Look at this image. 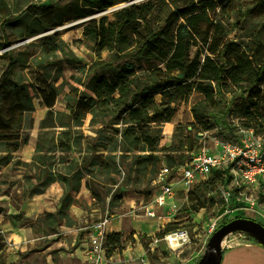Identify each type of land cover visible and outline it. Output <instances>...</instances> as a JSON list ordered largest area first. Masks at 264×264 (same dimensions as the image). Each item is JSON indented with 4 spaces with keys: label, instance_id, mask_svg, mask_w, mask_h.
Listing matches in <instances>:
<instances>
[{
    "label": "rangeland",
    "instance_id": "1",
    "mask_svg": "<svg viewBox=\"0 0 264 264\" xmlns=\"http://www.w3.org/2000/svg\"><path fill=\"white\" fill-rule=\"evenodd\" d=\"M219 1L224 45L236 43L254 68L264 65V0ZM148 2L161 6L163 0H129L83 16L85 0H0V264H90L87 227L106 215L122 219L125 230L121 240L106 241L107 264L114 251L137 247V241L147 250L158 226L160 238L187 231L190 242L177 255L183 264H199L225 223L240 215L264 224L263 195L246 189L258 207L236 210V197L245 196L235 191L227 199L233 184L223 169L186 189L178 182L167 206L155 204L164 166L178 179L179 163L205 149L217 152L242 130L264 140V83L254 85L255 76L247 74L240 84L227 77L212 106L202 105L204 94L194 91L174 104L171 121L131 120L124 103H133L151 83L149 73L136 75L139 82L124 102L113 101L119 93L102 88L100 79L102 63L115 54L98 45L94 29L100 19L109 23L115 12ZM153 10L149 26L157 27L159 10ZM132 29L125 32L132 35ZM155 99L160 103L162 93ZM73 205L80 214L70 213ZM149 208L156 218L148 217ZM249 241L262 242L254 231H231L223 250ZM81 244L83 258L72 257ZM158 249L145 257L167 264L156 256Z\"/></svg>",
    "mask_w": 264,
    "mask_h": 264
},
{
    "label": "trees",
    "instance_id": "2",
    "mask_svg": "<svg viewBox=\"0 0 264 264\" xmlns=\"http://www.w3.org/2000/svg\"><path fill=\"white\" fill-rule=\"evenodd\" d=\"M121 1L127 0H85L79 13L82 16L88 15ZM196 4L195 0H171L165 2L164 6L153 5L152 2L133 5L118 12L115 21L108 23L104 17L95 26V33L100 34L98 45L110 48L115 54L112 61L102 63L104 75L100 79L102 88L119 93L120 96L113 97V101L124 102L125 93L130 89L132 91V85L139 82L136 75L149 73L147 76L151 83L145 85L142 93L134 94L133 103H124L123 108L125 112L128 111L131 120L145 117L151 121H171L174 104L186 100L194 87L204 91L207 96L202 105L212 106L216 101L217 86L223 84L227 77L240 84L247 74L250 78L255 76L254 85L264 83V65L254 68L244 51L232 47L234 42L223 43L220 47L217 37L214 43L217 49L211 51L215 57H206L202 73L197 76L201 63L197 56L192 55L191 46L198 39L205 40L210 36L209 27L206 29L202 25V22L209 21L210 15L207 12L203 16L195 14ZM154 8L159 10V19L155 22L157 27L149 26L148 15L156 14ZM182 18L186 22L181 21ZM141 21L147 24L144 25ZM128 28H133V36L129 31L125 32ZM216 35L217 32L214 33ZM243 62L248 66L243 65ZM246 67L250 69L249 73L245 71ZM105 71L112 79H107L108 73ZM192 78L214 80L216 84L190 81ZM147 92L150 93L149 96L145 95ZM157 92L162 93L160 103L155 99ZM153 108L156 111L152 116ZM157 108L161 110L158 111ZM195 117H198L197 112ZM238 217L240 215L236 218ZM115 236V233L109 234L107 241H112Z\"/></svg>",
    "mask_w": 264,
    "mask_h": 264
},
{
    "label": "built area",
    "instance_id": "3",
    "mask_svg": "<svg viewBox=\"0 0 264 264\" xmlns=\"http://www.w3.org/2000/svg\"><path fill=\"white\" fill-rule=\"evenodd\" d=\"M177 178L173 168L164 166L161 170L160 190L155 198L158 206L167 205V202L176 192V183H181L188 188L198 180L207 177L217 169H223L232 179V189L227 193V199L234 197V192L239 191L242 197H236L238 208L243 212L256 211L257 198L246 194V189H258L264 197V140L242 130L240 138L236 142L222 144L217 152L203 150L193 154L190 160L176 167ZM174 178V179H173ZM235 210V211H236ZM147 215L156 217L155 209H149ZM111 216H105L93 221L89 226L90 248L88 260L90 264H107L106 256L107 237L113 233L109 231ZM216 225H213L215 229ZM213 232V231H212ZM166 239L171 245L190 242L187 231H177L167 234Z\"/></svg>",
    "mask_w": 264,
    "mask_h": 264
},
{
    "label": "crops",
    "instance_id": "4",
    "mask_svg": "<svg viewBox=\"0 0 264 264\" xmlns=\"http://www.w3.org/2000/svg\"><path fill=\"white\" fill-rule=\"evenodd\" d=\"M218 150H216V151H218ZM181 164H184V163H181ZM183 189H186V188H183ZM159 190H160V188H159ZM159 190H158V192H159ZM157 194H156V196H157ZM156 196H155V198H156ZM167 205H168V202H167ZM167 205H164V206H167ZM74 206L75 205H73L72 208H70V213H72V214H73V212H75V213L79 212L77 209H75ZM159 207H162V206H159ZM149 209H151V208H149ZM153 209H155V208H153ZM155 211H156V209H155ZM156 213H157V211H156ZM79 214H80V212H79ZM114 216L115 215H111V223L109 225V231L115 233L116 234L115 237L118 240H121V235H122L121 232L125 231L124 230V223L122 222V219H120V218L116 219V217H114ZM148 217H150V216H148ZM156 217H150V218H156ZM89 226H90V224H89ZM89 226L87 228H89ZM134 228H136V230H137L134 233V235L136 237H138L137 234H140V232L138 230L139 226L136 224V222H134ZM159 230H160V226H158L157 230L154 231L153 233H149L150 236L154 235V238L150 241L149 247L147 250H145L143 248L141 242L137 241V243H136L137 247L127 246V248L122 247V249H119L118 252L114 251L110 255V259L112 261L114 260L112 262V264H122L123 262H125L127 264H151L147 260V258L145 257V254L150 252V248H151L152 252H154L155 250H157L160 247V245L162 247L161 251H159V249H158L156 256H158V258L161 259V262H163V263L167 262V264H183L182 257H179L177 255V251H180L179 246L181 244L174 243V245H171L169 243V241L166 239V236L168 233H165L164 236L162 238H160L157 235V232H159ZM162 240L168 241V243L162 245V243H164ZM82 241L83 240H80V242H82ZM116 245H118V244H116ZM168 251L174 252V255H172L168 258L169 261H167L168 259L165 256V253H167ZM82 252L84 253V251L82 250V244H81V247L76 248L75 250H71L69 254H71L72 257L77 256V257L83 258ZM87 259H88V256H87ZM221 264H264V243L260 242V241L259 242L249 241V242H243V243H239V244H236L233 246H229V247L225 248V250H224V254H223Z\"/></svg>",
    "mask_w": 264,
    "mask_h": 264
},
{
    "label": "flooded vegetation",
    "instance_id": "5",
    "mask_svg": "<svg viewBox=\"0 0 264 264\" xmlns=\"http://www.w3.org/2000/svg\"><path fill=\"white\" fill-rule=\"evenodd\" d=\"M127 1H129V0H127ZM170 1L171 0H163V3L161 4V6H164L165 2H170ZM122 2H126V1L118 2V3H116V4H114V5L110 6V7H113V6H115V5L119 4V3H122ZM195 2L197 3L196 4L197 7L195 8V14H200V15L203 16L204 13L207 12L210 15L209 16L210 19H208L209 21L202 22V25H203L204 28L208 29V27H209V35L210 36L205 38V40L198 39L196 41V44L191 46L192 55L197 56L199 58V60H200V63H201V65L199 67V70L197 72V76H200L201 73H202V70H203V64H204V62L206 60V57L207 56L215 57V54L211 52V51H214V50L217 49V46L214 45L215 38L217 37V43L221 45L220 47H222V44H223V42L225 40H223V37H219V33L221 32V26H222L221 25L222 24L221 20H220V18L215 19L217 17L216 10L218 8V3L220 1L219 0H195ZM110 7L104 8L101 11L107 10ZM125 8H127V7H125ZM125 8H123V9H125ZM118 12H120V11L115 12V14H114L115 15V19L113 21L116 20V18H117L116 14ZM113 21H111V22H113ZM181 21L186 22L184 18H182ZM215 32H217L218 35L214 36ZM235 44L232 47L237 48V45H235ZM190 81H201V82H204V83L211 82L213 84H216V81L209 80V79L192 78V79H190ZM194 91H198V92H201L202 94H204V98L201 100V102H204L206 100L207 96H206L205 92L200 90L199 88H196V87H194L192 89V91L188 95V98L191 96V94ZM216 92H218V89H216Z\"/></svg>",
    "mask_w": 264,
    "mask_h": 264
},
{
    "label": "water",
    "instance_id": "6",
    "mask_svg": "<svg viewBox=\"0 0 264 264\" xmlns=\"http://www.w3.org/2000/svg\"><path fill=\"white\" fill-rule=\"evenodd\" d=\"M237 229L254 231L264 243V224L254 219L238 217L218 228L210 239V250L203 256L199 264H221L224 250L223 239L226 234Z\"/></svg>",
    "mask_w": 264,
    "mask_h": 264
}]
</instances>
